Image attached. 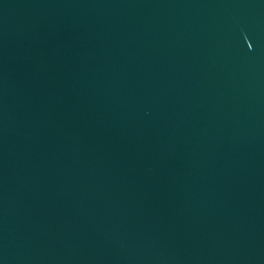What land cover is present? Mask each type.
<instances>
[{"label":"water","instance_id":"water-1","mask_svg":"<svg viewBox=\"0 0 264 264\" xmlns=\"http://www.w3.org/2000/svg\"><path fill=\"white\" fill-rule=\"evenodd\" d=\"M0 264H264V0H0Z\"/></svg>","mask_w":264,"mask_h":264}]
</instances>
